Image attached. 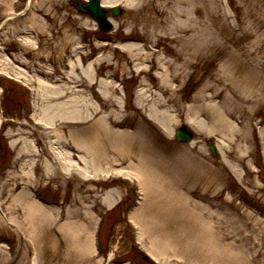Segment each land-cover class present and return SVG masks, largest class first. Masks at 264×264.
I'll use <instances>...</instances> for the list:
<instances>
[{
  "label": "rangeland",
  "instance_id": "1",
  "mask_svg": "<svg viewBox=\"0 0 264 264\" xmlns=\"http://www.w3.org/2000/svg\"><path fill=\"white\" fill-rule=\"evenodd\" d=\"M112 6L123 11L104 33L73 0H0V264H264V0ZM132 52L148 58L130 64ZM69 75L83 86L63 92L69 107L44 123L40 83L62 89ZM105 83L117 89L111 109L101 108ZM162 108L174 119L167 131ZM107 114L161 147L145 156L158 183L144 223L132 218L144 198L131 158L109 152L113 166L95 170L65 148L86 116L95 128ZM183 125L189 143L175 140ZM64 153L88 167L65 170ZM21 192L47 208L46 222L25 212Z\"/></svg>",
  "mask_w": 264,
  "mask_h": 264
},
{
  "label": "bare ground",
  "instance_id": "2",
  "mask_svg": "<svg viewBox=\"0 0 264 264\" xmlns=\"http://www.w3.org/2000/svg\"><path fill=\"white\" fill-rule=\"evenodd\" d=\"M115 2V0H101V4L105 7H109ZM128 2V1H127ZM10 17H12V14L9 13ZM133 51H136L135 49ZM131 52V51H130ZM130 64L133 63V61L137 62L138 60H141L142 57L148 58L146 55L140 54L139 52H132L130 53ZM153 60V61H152ZM146 63L152 64L153 67H156L157 61H154V59L148 60L145 59ZM70 65V72L73 71V65L71 62L68 63ZM158 66V65H157ZM76 68V67H75ZM74 68V69H75ZM78 69V68H77ZM141 72V71H140ZM70 78H67V81H65V86L63 88H56V87H50L46 85L45 83H40L41 89L44 92V95L48 97V101L43 99L42 104V116L39 117L41 121L44 123H50L54 121L56 118H59V112L61 110L65 111V108L69 107V103L63 101V96L70 94L75 87L83 86L82 83H78L74 79L77 77L76 75H69ZM77 80V78H76ZM106 84V83H105ZM74 85V86H73ZM91 87V86H90ZM92 90V88H89ZM147 92L149 89H146ZM107 91L110 93H107ZM117 89L114 85H110V83H107L105 85L104 90V101L101 102V108L102 109H111L113 106V99L111 97L112 93H116ZM64 92V94H63ZM165 94V92H163ZM163 94V95H164ZM45 100V101H44ZM157 107H164L167 102L163 101L162 98L154 97L152 99ZM144 102L148 103V99L144 97ZM142 108H144V104L142 105ZM157 109V108H156ZM165 108L160 109L157 112V115L160 116V120L158 123L162 125V128L167 131L169 125L174 123V119L172 116H170L168 111L164 110ZM100 112V110H95V112L92 113V115H96ZM85 117V122H82L81 124H77L74 127H78L75 130V133L73 130H71L69 139H68V145H66L65 148L71 149L73 151H77V153L84 154L91 156L92 166L97 170V168H100L102 163L99 162V160L105 159V163L107 165L113 166L111 160L108 157V153L111 152L112 154L121 155L124 152V156H127L128 158H131L133 164L130 165L132 174L139 179V182L141 184L142 190H143V202L141 203L140 207L136 212L133 214L132 218H135L138 223H144L146 217L143 214H146L147 206L151 205V208H153V196L157 195L156 191V185L158 183L157 176L155 175V165L151 163L150 160H146L145 156L147 157L148 154L153 153L154 148H161L157 145L154 146L153 141L149 139L150 135L145 129H140L138 126L134 128V131L131 133L125 132L126 130H120L126 121L123 119H116L114 118V114H107V117L104 119L98 118L95 124L102 125L103 121L105 122L102 127H95V128H88L86 127V124L91 121V116ZM93 117V116H92ZM190 128L196 130V132H199V127L202 126V123H199L198 120L194 122V119H188L186 123ZM95 125V126H96ZM73 126V125H71ZM187 126V127H188ZM103 128V129H101ZM74 133V134H73ZM73 134V135H72ZM124 134H130L131 139H124ZM142 138H137L138 135ZM80 135H83L85 139V144L82 146L79 142ZM129 136V135H128ZM137 139V140H136ZM130 142L132 145H130ZM142 147L139 143H142ZM67 143V142H66ZM131 148L132 152L134 153V157L131 156ZM75 149V150H74ZM130 152V153H129ZM119 153V154H118ZM96 156H95V155ZM99 154H103L104 156L102 159H100ZM58 155H60V151L58 152ZM63 159L65 162L62 163V167L65 168V170L68 167H73V165H77L82 163L84 167H88V164L90 162L87 157H78L76 163L71 162L72 154L69 155L67 153L62 154ZM149 156V155H148ZM79 160V161H78ZM57 164V161H56ZM49 165V164H46ZM176 187H173L174 191H170L169 193L175 198L176 194L181 195V193H176ZM112 197H114L115 193L111 194ZM167 198V197H166ZM21 206L24 208L25 212L29 216H34L36 218L45 219V222L50 218L51 214L46 215L47 208L40 204L37 200L31 199L29 196H27L26 193L20 194L17 199ZM156 202V201H155ZM142 215V217L140 216ZM147 216V215H146ZM66 223V222H65ZM155 247V246H152Z\"/></svg>",
  "mask_w": 264,
  "mask_h": 264
},
{
  "label": "water",
  "instance_id": "3",
  "mask_svg": "<svg viewBox=\"0 0 264 264\" xmlns=\"http://www.w3.org/2000/svg\"><path fill=\"white\" fill-rule=\"evenodd\" d=\"M75 2L77 4V10L79 12L89 14L91 18L97 22L98 26L105 31L111 28L110 23L106 20V15L111 14L112 16L116 17L121 12V10L118 8H114L109 11L105 10L100 5V0H87V2L84 4H81L77 1ZM176 138L177 141L188 142L193 138V134L183 127L177 130ZM209 148L213 155L218 154L216 145L213 142L209 144Z\"/></svg>",
  "mask_w": 264,
  "mask_h": 264
}]
</instances>
